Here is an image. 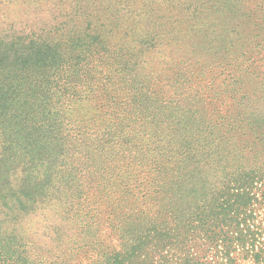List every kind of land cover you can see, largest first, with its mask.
I'll use <instances>...</instances> for the list:
<instances>
[{"label": "trees", "instance_id": "16d2710c", "mask_svg": "<svg viewBox=\"0 0 264 264\" xmlns=\"http://www.w3.org/2000/svg\"><path fill=\"white\" fill-rule=\"evenodd\" d=\"M232 1L124 0L121 8V0H92L88 8L70 5L71 22L50 35L1 41L86 46L78 60L92 77L77 81L84 91L66 90L71 102L89 100L88 131L99 133L70 137L71 152L80 155L77 147L86 145L103 158L113 155L107 165L122 156L139 169L116 191L115 181H96L98 194L118 210L114 229L121 227V200L126 210L117 244L128 247L114 248L113 264H264V69L248 59L263 49L264 34L249 26L252 11L225 5ZM100 122L103 131H95ZM92 154L81 153L87 168L76 166L80 181L70 185L81 240L56 262L39 258L42 264L90 260ZM189 158L204 177L203 198L180 216L171 188ZM110 166L107 180L115 173ZM162 214L170 220L163 227L134 242L124 237Z\"/></svg>", "mask_w": 264, "mask_h": 264}, {"label": "rangeland", "instance_id": "374dc122", "mask_svg": "<svg viewBox=\"0 0 264 264\" xmlns=\"http://www.w3.org/2000/svg\"><path fill=\"white\" fill-rule=\"evenodd\" d=\"M123 1L121 8L127 5ZM238 1L225 5L252 11L249 26L264 34V0ZM70 5L88 8L93 3L92 0H0V264H42L39 258L45 256L56 262L66 255L64 250L73 249L81 240L77 237L79 221L73 220L75 203L70 197L73 190L70 185L80 181L72 175L76 166L87 168L81 155L84 151L93 153L89 158L93 165H88L92 173L88 177L95 181L87 201L95 237L89 246L90 260L82 264H113L114 248L119 246L117 233L124 223V204L121 200V227L114 229L118 210L114 212V207L106 204L110 198L107 201L106 196L103 199L98 194L96 181L100 184L115 181L111 191H116L135 181L139 169L122 156L121 162L107 165L113 155L103 158L86 145L77 147L80 155L71 152L75 143L70 137L94 138L99 133L88 131L93 124L89 119L94 115L87 106L89 100L71 102L66 90L74 86L82 92L84 87L77 85V81L83 84L92 77L90 71L84 74L83 62L78 60L86 53V46L65 45L59 50L1 42L24 36L36 39L65 27L71 22L66 16L71 11ZM248 59L249 64L264 69V42L263 49L256 48ZM103 128L100 122L95 131ZM106 165L115 172L109 173L110 180L104 174ZM204 181L200 169L189 158L171 188L173 204L180 216H186L202 200ZM168 221L169 216L162 214L155 222L134 225L124 232V237L134 242L144 231L161 228ZM121 245L120 248L128 247L122 241ZM200 245L197 244V249ZM199 253L204 256L206 249Z\"/></svg>", "mask_w": 264, "mask_h": 264}]
</instances>
